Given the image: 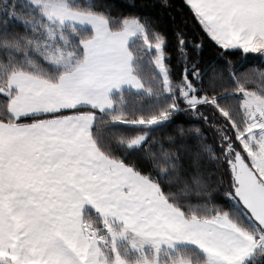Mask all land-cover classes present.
<instances>
[{"label": "snow or ice", "instance_id": "1", "mask_svg": "<svg viewBox=\"0 0 264 264\" xmlns=\"http://www.w3.org/2000/svg\"><path fill=\"white\" fill-rule=\"evenodd\" d=\"M0 264H264V0H0Z\"/></svg>", "mask_w": 264, "mask_h": 264}, {"label": "trees", "instance_id": "2", "mask_svg": "<svg viewBox=\"0 0 264 264\" xmlns=\"http://www.w3.org/2000/svg\"><path fill=\"white\" fill-rule=\"evenodd\" d=\"M239 55H241V54H237V59L239 58ZM252 62H253V64L255 65V66H259V64H260V62H261V58H259V57H253L252 58Z\"/></svg>", "mask_w": 264, "mask_h": 264}]
</instances>
